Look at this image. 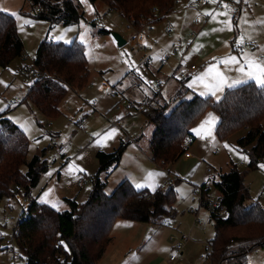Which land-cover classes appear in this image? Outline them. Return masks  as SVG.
Listing matches in <instances>:
<instances>
[{
    "label": "rangeland",
    "instance_id": "obj_1",
    "mask_svg": "<svg viewBox=\"0 0 264 264\" xmlns=\"http://www.w3.org/2000/svg\"><path fill=\"white\" fill-rule=\"evenodd\" d=\"M79 1L86 20L78 25L50 24L37 20L33 13H18V28L24 39L27 58H16L7 70L0 68V115L7 112L5 116L26 133L29 139L28 161L39 155L48 162L47 171L42 173L32 190L33 198L39 203L56 205L55 209L62 212L70 209L65 199L86 202L91 195L92 179L99 169L97 152H112L121 140L125 141L129 136L131 141L119 167L108 176L106 193L112 194L124 180L130 181L136 188L137 184L143 185L137 189L155 191L169 177L170 183L166 187L173 185L176 189L177 215L162 223L117 220L106 257H113L120 264H213L208 246L215 236L214 221L211 211L202 206L192 191L195 186L208 183L212 188L209 199L216 201L218 192L213 182L219 181L235 166L243 174L245 185L250 190L251 200L247 203L258 200L264 207V168L260 167L264 162L256 170L249 168L250 158L238 143L247 134V129L220 139L215 125L211 137L204 135L206 127L201 135H197L193 129H199L210 115L218 116L215 110H210L191 130L196 137L188 145L193 159L182 157L176 163L161 168L151 160L149 149L154 126L137 108H145L157 92L164 97L157 98L160 103L166 102L173 107L179 102L176 93L181 87L190 91L186 94L188 97L195 93L220 100L229 87L225 86L212 95L206 86L214 82V73L208 74L210 68L214 67L230 80H237L239 77L234 79V76L242 75L237 69L246 58L264 63V0H244L242 3L239 0L241 10L237 14L227 12V16L211 17V20L200 22L198 26L192 24L196 15L194 8L198 7H183L182 3L177 4V0L173 13L141 30L131 27L122 13L110 10L101 1L95 4L90 0ZM218 2H210V9L215 13H224L217 9ZM24 8L26 10L27 5ZM25 19L31 23L24 24ZM229 19L231 30L221 23ZM103 29L108 33L100 34ZM208 29L203 46L186 52L188 47L185 42L193 31L197 32L198 38L201 30ZM114 33L126 43L120 46ZM45 38L65 44L77 38L85 45L90 68L87 86L69 91L59 107L61 114L51 118L44 117L25 101L36 77L22 70L25 65L33 66L36 49ZM233 56L240 63H222ZM179 64L186 67L195 65L197 69L187 72L186 78L180 79L176 73ZM201 76L205 77L203 81L197 79ZM159 81L163 82L161 88L157 87ZM15 98L19 99V103L8 108L10 100ZM131 104L134 108L129 107ZM114 122H120L122 127L113 126ZM80 124L85 129H80ZM111 129L117 130L114 138L105 139V134ZM225 144L230 148H226ZM60 145L64 146L63 151L58 150ZM240 154L246 155L248 160L240 159ZM23 171H27L26 165ZM102 178L105 179L106 175L103 174ZM18 196L24 197L22 194ZM20 199L4 200L0 205V231L5 238L13 236V229L27 208L24 199ZM198 219L202 225L197 223ZM251 242L246 241L244 251L249 250ZM179 243H183V252L175 255V261L171 262L169 257L175 254L174 247ZM246 260L248 264H264V246L248 251ZM0 264H10V253L6 250L0 254Z\"/></svg>",
    "mask_w": 264,
    "mask_h": 264
},
{
    "label": "trees",
    "instance_id": "obj_2",
    "mask_svg": "<svg viewBox=\"0 0 264 264\" xmlns=\"http://www.w3.org/2000/svg\"><path fill=\"white\" fill-rule=\"evenodd\" d=\"M25 1L28 8L22 13H33L39 21L70 26L86 20L79 0ZM98 1L105 3L110 10L122 13L128 24L137 30L164 20L175 11L177 2L90 0L93 4ZM99 33L107 34L108 31L103 29ZM24 53L25 45L16 17L0 10V68L6 70ZM29 68H34L40 77L29 89L25 101L47 118L61 114L59 107L69 91L87 86L90 75L85 45L77 38L70 44L45 38L34 55L33 66H24L22 70L26 72ZM189 92L181 87L176 93L179 102L173 107L166 102L160 103L157 100L160 92H157L149 101V108L143 111L154 126L150 139L153 162L167 167L179 161L194 141L192 128L207 110L212 109L219 115L218 138L224 139L247 129V134L238 143L250 158L249 168L258 169L264 162V89L250 81L226 88L220 100L195 93L188 97ZM6 113L0 115V205L20 194L33 199L22 213L26 218L19 223L21 233L17 236L28 248L27 264H99L112 243V229L117 220L162 223L176 217L177 192L173 185L150 191L137 189L130 181L124 180L112 194L106 193L108 176L119 167L129 145L127 140H121L112 152H97L99 169L92 179L91 195L86 202L65 199L70 209L64 212L39 203L33 198L32 190L42 173L47 171L48 162L39 155L28 161L29 139L5 116ZM25 165L27 171H23ZM213 186L227 213L222 216L211 211L215 226V236L209 243L211 262L223 264L226 258L236 256L241 264H248V251L264 246V207L258 200L247 203L251 200L250 190L235 166L219 181H214ZM200 187L204 195L201 204L208 208L212 188L208 183ZM246 241H252L248 251L243 250ZM2 243L0 231V254L5 250ZM236 244L245 246L230 250Z\"/></svg>",
    "mask_w": 264,
    "mask_h": 264
},
{
    "label": "built area",
    "instance_id": "obj_3",
    "mask_svg": "<svg viewBox=\"0 0 264 264\" xmlns=\"http://www.w3.org/2000/svg\"><path fill=\"white\" fill-rule=\"evenodd\" d=\"M206 4V0H197V6H202ZM227 4L228 7L225 8L223 5ZM217 9L224 11V12H230L233 14H237L239 11V4L238 2H236L235 0H221L218 2L217 4ZM37 11H39V9H37ZM205 19H208V16H204ZM141 38V37H140ZM197 69V67L195 65H191L190 67H186L183 65H180L178 67V69L176 70V73L179 74V78L180 79H184L186 78V73L187 72H193ZM27 72L34 75L36 78H39L40 75L39 73L34 69V68H29L27 69ZM163 85V82L159 81L157 87L161 88ZM19 103V99L15 98V100L10 102V106H14L15 104ZM150 106L149 101L146 103L145 108L139 106L137 109L142 110V111H146ZM129 107H133L134 106L131 104L129 105ZM113 126L116 127H120V122H114L112 123ZM80 129H85V127L80 124L79 125ZM126 140H129V138H126ZM64 146L60 145L58 146V150L59 151H63ZM192 155L190 154V152H187L184 154L185 158H190ZM170 183V178L167 177L166 179V183L164 185H162L160 188L164 189L166 187V185H168ZM192 194L194 197L198 198L200 200V202H202L203 200V189L200 186H195ZM19 197V196H18ZM23 201L24 204L29 207L32 203H33V199L31 197H23ZM22 200V199H21ZM22 202V201H21ZM23 203V202H22ZM23 204V205H24ZM207 207L210 211H214L216 212L218 215H222L225 216L226 215V209L223 205H221V201L219 199H217L216 201L213 200H209L207 202ZM26 218V216L24 214L21 215L20 219L18 220L16 226L13 229V236L9 237V238H5L3 237V247L4 249L10 253V264H27L28 262V248L24 247L20 241V239L17 237L18 234L21 233V226L19 225L20 222L24 221ZM197 223L199 225H202V221L201 220H197ZM186 240V238H185ZM245 244H236L234 245L230 250H234L237 249L240 246H244ZM184 246L183 243H179L178 245H176L174 247V252L175 254L170 256V261H175L177 254H181L183 252ZM212 252L210 245L208 246V255H210ZM223 264H241L239 257L236 256H230L229 258H226L225 261L223 262Z\"/></svg>",
    "mask_w": 264,
    "mask_h": 264
},
{
    "label": "snow or ice",
    "instance_id": "obj_4",
    "mask_svg": "<svg viewBox=\"0 0 264 264\" xmlns=\"http://www.w3.org/2000/svg\"><path fill=\"white\" fill-rule=\"evenodd\" d=\"M82 2H86V0H82ZM210 2L215 3L216 0H210ZM237 2H239V0H237ZM223 6L225 8L228 7L227 4H224ZM205 14L208 16H212L213 18L219 15H224V16L228 15L227 12H224V13L207 12ZM12 15L15 16L17 20L20 19L18 14L12 13ZM29 23H31V21L27 19L24 20V24H29ZM221 23H223L228 30H231V20L230 19L221 21ZM19 27H20V30L23 31V26L20 25ZM81 38L83 39V37ZM243 39L244 37L241 36L240 40L243 41ZM222 63L227 65L229 63H233V64L240 63V61H238L237 57L233 56V57H228L227 59L223 60ZM237 70L242 74V76H245L247 79L230 80V78L226 77L223 73L215 70L214 67L210 68L208 74L212 75L214 73L213 75L214 82L206 86L209 87L211 94L215 95L217 91H222L225 86L232 88V87H235L237 84L246 83L248 80L253 81L261 89H264V63L258 61L257 59L248 57L245 59L243 64ZM197 79L203 81L205 77L201 76V77H198ZM189 87H192V85H189ZM215 122H216V118L210 115L209 118L203 122V124L200 126L199 129H193V131L196 132L197 135H201L202 130H205V127H206V131L204 132V135L206 137H211ZM25 130L27 131V129ZM116 132H117L116 129H111L108 133L105 134V139L114 138V135ZM37 143H39V141H37ZM225 147L230 148V146L227 144H225ZM240 159L248 160V157L246 155L240 154ZM260 167L264 168V164L260 165ZM79 170L83 171V169H79ZM159 175H163V173H160ZM136 186L137 188L143 187L142 184H137ZM45 195H47V193H45ZM52 206L54 208L57 207L56 205H52ZM61 243L63 244L64 242L61 241ZM64 247L67 249L68 247L67 244H64Z\"/></svg>",
    "mask_w": 264,
    "mask_h": 264
},
{
    "label": "crops",
    "instance_id": "obj_5",
    "mask_svg": "<svg viewBox=\"0 0 264 264\" xmlns=\"http://www.w3.org/2000/svg\"><path fill=\"white\" fill-rule=\"evenodd\" d=\"M219 1H221V0H219ZM241 1V3L242 2H244V0H240ZM182 3V6L184 7V6H186L187 5V8H194V6L197 4V0H178V2H177V4H181ZM207 4V5H206ZM206 4H204V5H202V6H197L198 8H194L195 9V12H196V15H195V18H193L194 19V21H193V19H192V24H193V26H198L199 24H200V22L202 23V22H207V21H209V20H211V17L212 16H208V15H206L205 13H207V12H212V13H215V12H213L211 9H210V0H206ZM241 4H239V11L238 12H240V10H241V6H240ZM26 6V1L25 0H0V10H2V11H4V12H6V13H9V14H11L12 15V13H16V14H18V13H21V14H23L22 13V10H24L25 7ZM179 11V10H178ZM194 15V14H193ZM192 15V16H193ZM235 15V14H234ZM191 16V17H192ZM204 16H208L209 18L208 19H205L204 20ZM51 24V23H50ZM213 24V23H212ZM210 29H208L207 31H203V30H201L200 31V35H199V37L197 38V32L196 31H193V33H192V35H191V37L188 39V40H186V42H185V44L187 45V50H186V52H188L190 49H192L193 47L194 48H197V47H201V46H203V38H204V35L209 31ZM20 33V32H19ZM22 38V40H23V42H24V39H23V37H21ZM142 38V37H141ZM41 43V42H40ZM40 43H39V45H40ZM180 43L182 44V42L180 41ZM24 45H25V43H24ZM39 45H38V47H39ZM38 47H37V49H38ZM37 49H36V51H37ZM36 53V52H35ZM184 55H185V53H184ZM183 55V56H184ZM22 57H24V59H26L27 58V55H25V53H24V55L22 56ZM21 57V58H22ZM180 65V64H179ZM26 66V65H25ZM9 68V67H8ZM7 68V69H8ZM24 68V67H23ZM6 69V70H7ZM194 72V71H193ZM190 73H192V72H190ZM240 76H242V75H240ZM240 76H234V79L235 78H238L239 77V79H242L243 77V79H245L246 77L245 76H243V77H240ZM163 86V85H162ZM159 98L160 97H162V98H164L163 97V95H162V93H159V96H158ZM157 97V98H158ZM158 98V99H159ZM12 100H10V102H11ZM11 108L12 106H10V104H9V106H8V108ZM213 111L212 109H209V110H207V112L208 111ZM206 112V113H207ZM214 112V111H213ZM205 113V114H206ZM218 121H219V115L216 117V122H215V124H214V126H213V132H214V129H215V125H217V123H218ZM120 127H122V125H121V123H120ZM153 133H154V130H153ZM153 135V134H152ZM194 135V134H193ZM152 137V136H151ZM151 137H150V139H151ZM126 138H129V140H127L128 141V143L131 141V138L129 137V136H127ZM196 139V137L194 136V140ZM194 142V141H193ZM149 143H150V140H149ZM192 143V142H191ZM190 143V144H191ZM129 146V145H128ZM149 149H150V144H149ZM189 152V151H188ZM150 155H151V151H150ZM192 156L190 157V158H186L187 160H191V159H193V154H191ZM152 157V156H151ZM184 157V156H183ZM185 158V157H184ZM152 160V159H151ZM153 161V160H152ZM158 166H160L161 168H164V167H162L161 165H158ZM162 185H160L159 187H161ZM158 187V188H159ZM144 189H146V188H144ZM18 197V196H17ZM19 199L21 198V199H23L21 196H19L18 197ZM20 199V200H21ZM113 242V241H112ZM110 248V247H109ZM109 248H108V250H107V252L109 251ZM107 252L105 253V255L103 256V258L101 259V261L99 262V264H120L119 262H117V261H114V258L113 257H106L107 256ZM170 258V257H169ZM173 262V261H172Z\"/></svg>",
    "mask_w": 264,
    "mask_h": 264
},
{
    "label": "water",
    "instance_id": "obj_6",
    "mask_svg": "<svg viewBox=\"0 0 264 264\" xmlns=\"http://www.w3.org/2000/svg\"><path fill=\"white\" fill-rule=\"evenodd\" d=\"M114 37L120 46L124 45L126 41L117 33H114Z\"/></svg>",
    "mask_w": 264,
    "mask_h": 264
}]
</instances>
